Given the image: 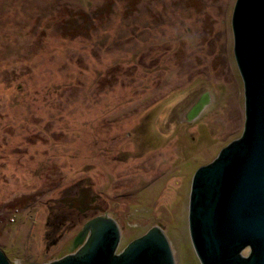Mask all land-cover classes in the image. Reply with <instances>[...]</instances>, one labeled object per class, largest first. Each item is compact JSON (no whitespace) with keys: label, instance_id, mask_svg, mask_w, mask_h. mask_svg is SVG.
I'll list each match as a JSON object with an SVG mask.
<instances>
[{"label":"rangeland","instance_id":"1","mask_svg":"<svg viewBox=\"0 0 264 264\" xmlns=\"http://www.w3.org/2000/svg\"><path fill=\"white\" fill-rule=\"evenodd\" d=\"M235 2L0 0V249L11 264L69 252L97 206L120 227L117 253L161 223L175 264H200L192 176L244 125Z\"/></svg>","mask_w":264,"mask_h":264},{"label":"water","instance_id":"2","mask_svg":"<svg viewBox=\"0 0 264 264\" xmlns=\"http://www.w3.org/2000/svg\"><path fill=\"white\" fill-rule=\"evenodd\" d=\"M231 29L243 130L194 172L188 231L200 264H264V0H236ZM120 239L116 220L96 217L70 246L80 245L73 254L48 264H175L161 223L117 253ZM0 264H11L1 249Z\"/></svg>","mask_w":264,"mask_h":264},{"label":"flooded vegetation","instance_id":"3","mask_svg":"<svg viewBox=\"0 0 264 264\" xmlns=\"http://www.w3.org/2000/svg\"><path fill=\"white\" fill-rule=\"evenodd\" d=\"M96 209H97V211H100L101 212V214L100 215H98L97 217H108L107 215H106V212L104 211V210H102V208L100 207V206H97L96 207ZM96 218V217H95ZM109 218H111V217H109ZM112 219H114V218H112ZM81 232V231H80ZM80 232H79V234H80ZM78 237V235L74 238V240H73V242L75 241V239ZM73 242H72V244H73ZM71 244V245H72ZM80 247V245H78L76 248H74L73 250H71L70 249V247L68 248V251L69 252H67L66 254H64V255H62L61 257H64V256H67V255H69V254H73L78 248ZM248 249H245L244 250V255H247V253H248ZM60 257V258H61ZM59 259V258H58Z\"/></svg>","mask_w":264,"mask_h":264},{"label":"bare ground","instance_id":"4","mask_svg":"<svg viewBox=\"0 0 264 264\" xmlns=\"http://www.w3.org/2000/svg\"><path fill=\"white\" fill-rule=\"evenodd\" d=\"M205 99H206V98H204L203 101H202V104H203V105L206 103V100H205ZM199 104H200V103H199ZM196 109H197V107H195L194 109L191 110V116L196 115L195 112L198 110V109H197V110H196Z\"/></svg>","mask_w":264,"mask_h":264}]
</instances>
